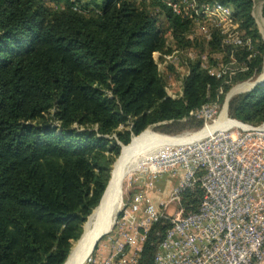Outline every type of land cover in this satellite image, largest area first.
Here are the masks:
<instances>
[{
  "label": "trees",
  "instance_id": "1",
  "mask_svg": "<svg viewBox=\"0 0 264 264\" xmlns=\"http://www.w3.org/2000/svg\"><path fill=\"white\" fill-rule=\"evenodd\" d=\"M76 1L54 8L44 0H0V264H63L101 199L120 144L150 125L179 122L223 81L194 61L182 96L168 97L152 56L164 40L145 2ZM219 1L233 7L262 53L251 12L263 1L264 14V0ZM160 9L175 38L188 44L189 22ZM228 116L264 122V83L233 97ZM202 197L198 184L184 189V213L197 210ZM168 226L165 219L151 226L139 264H152Z\"/></svg>",
  "mask_w": 264,
  "mask_h": 264
},
{
  "label": "built area",
  "instance_id": "2",
  "mask_svg": "<svg viewBox=\"0 0 264 264\" xmlns=\"http://www.w3.org/2000/svg\"><path fill=\"white\" fill-rule=\"evenodd\" d=\"M164 1L177 12L179 0ZM195 14L211 21L234 22L223 4H206ZM225 34V42L245 47L239 25ZM236 72L223 68L213 75L227 82ZM221 115L215 106L206 104L189 111L187 117L201 120L202 126L181 133L183 140L168 152L145 157L142 176L158 179L168 174L177 177L176 185L159 201L145 188L135 190L119 211L135 218L134 225L113 224L116 233L110 244H104L84 263L139 264L142 246L128 251L126 247L132 249L135 236L122 240L120 235L128 227L134 235L147 233L151 225L165 219L169 226L152 255V264H264V122L249 125L234 119L233 124L220 123ZM203 129L202 136L189 139ZM195 184L203 191L202 200L197 210L183 214L181 193ZM102 251L106 254L99 256Z\"/></svg>",
  "mask_w": 264,
  "mask_h": 264
},
{
  "label": "rangeland",
  "instance_id": "3",
  "mask_svg": "<svg viewBox=\"0 0 264 264\" xmlns=\"http://www.w3.org/2000/svg\"><path fill=\"white\" fill-rule=\"evenodd\" d=\"M44 1L46 2V4L54 8L62 7L65 2V0H59V2H54L52 0ZM68 1L74 3L75 6H77L78 4L76 0ZM136 2L140 3L141 1L135 0L134 4H136ZM144 2L145 9L151 15L156 16L157 27L161 30V35L164 40V49L161 51L153 52L152 56L156 63L161 80L163 81L166 95L171 98H177L182 96L184 82L183 80L189 72L191 63L194 61H199L201 68L204 70H208L210 74L217 73L223 68H226L228 71H237L236 73L239 74L232 75L227 82L222 81V84H220L217 88L216 96L213 98L211 97L210 101L206 104L215 106L218 114L223 113V111H225L227 117L230 118L228 116L229 101L236 95L246 93L254 89L259 84H262V80L264 78V50L262 53H260L258 47L256 46L258 40L253 41L254 44L252 43L251 37L247 35L245 29L240 26V22L238 21L237 17L233 14V7H231L230 5H227V7L230 9L234 18V22L232 23H229L228 21H211L206 18H203L200 15L197 16L195 14V10H200L201 8L205 7L206 4H223L219 0H179L177 12L174 13L172 10L171 12H173L175 16H179L180 18H182L184 21L189 22L187 30L183 33L185 40L189 43L184 45L183 42H180L178 39L175 38L172 28L169 27V24L166 22V17L163 11L160 9L161 6L169 8V6L163 4L166 1L160 0L158 2V0H152L151 2ZM262 5L263 1L254 2L251 14L253 17V26L258 31L260 35V40L264 43V14L262 13ZM91 8V6L88 7V9ZM235 24L239 25L240 32L242 34V39L244 40V44H246L245 47H236L225 42L227 38V34H225V31L227 29L230 30ZM214 43H216V45H214ZM260 55L262 60L260 66L257 67L256 62ZM251 65H255L254 71L250 74H247L248 72H250L249 66ZM243 68H245L246 70ZM236 87H240L239 91L237 90L236 92L230 95V91ZM194 119L191 120L189 119V117L185 116L180 119L179 122H175V124H172L171 121L161 122L148 126L141 133L150 136L163 135L168 137H177L183 132H194L195 130L200 128H197L198 121ZM191 121L192 123H190ZM245 123L249 125L259 124H254L250 122ZM50 124L57 125V121L55 122V120H50ZM125 125H128V123H126ZM120 128H122V125L120 126ZM141 133L137 136H133L130 141V144L134 138L140 137L142 135ZM109 137L113 138L114 135L110 134ZM154 142L155 141L146 144L147 150L149 149L146 156L152 153L156 154L168 152L175 146L170 144H167L168 146H153ZM130 144H120V153L112 162L110 176L111 171H113V165L116 160L119 159L121 153L123 152V148L125 146L128 147V145ZM144 160L145 158L143 157L142 163L144 162ZM140 169L141 167L139 168V170L133 172L132 175H126L123 179L121 185L122 203H126L127 198L138 188H145L154 201L165 200L171 192V189L176 185L178 181L177 177L170 178L168 174L160 176L158 179H151L149 175L148 177L147 175L142 176V174L140 173ZM180 205L183 209V214H185L184 208L181 203V198ZM119 215L120 216L115 220L114 224H117V222H122L125 226L131 227L134 225L135 218L130 216L125 217L121 212L119 213ZM90 220L91 217L88 219L87 223L91 222L89 228L91 230V228L93 227V223ZM112 231L113 227L108 234H105L97 241L95 248L91 253H89V257L94 256L95 253L100 248H102L104 244H106V246L110 244L111 236L115 235L116 233V231L115 233ZM127 235L131 237L135 236L133 240L132 249L126 247V250L131 251L136 246L143 247L145 240L142 241L141 237L144 236V238H146L147 233L139 231L138 235H134L133 231L131 229L129 230L128 227V230L121 234L120 237L122 240H124ZM76 241L72 242L71 249ZM106 246L104 248H106ZM105 254L106 252L102 251L99 256H104ZM84 261L88 262L87 259ZM84 261L81 264H85L86 262L84 263Z\"/></svg>",
  "mask_w": 264,
  "mask_h": 264
},
{
  "label": "bare ground",
  "instance_id": "4",
  "mask_svg": "<svg viewBox=\"0 0 264 264\" xmlns=\"http://www.w3.org/2000/svg\"><path fill=\"white\" fill-rule=\"evenodd\" d=\"M239 88L240 87H236L231 90L230 95L237 90L239 91ZM219 122L233 124L235 123V120L226 117L225 111H223ZM205 130L206 129H203L195 134L190 135L189 139H194L202 136ZM182 140L183 138H181L180 136L168 137L163 135L150 136L142 134L140 137L134 138L131 144L128 145V147L125 146L123 148L122 157L118 161V165L113 171V181L111 182L101 205L90 216V221H92L93 227L91 228V230L89 229L91 222L87 223L86 226H84L85 229L81 239L75 242L64 264H81L89 255L92 244L95 241L96 237L99 234H103L106 232L108 234L111 231V227L115 222V213L122 207V181L126 175L130 176L134 171L139 170V168L141 167L143 157H146V154L149 150H147L146 144L155 141L153 146L167 144L176 145ZM125 171H128V173L126 174ZM123 174L125 175L123 176ZM118 184L120 185L118 186Z\"/></svg>",
  "mask_w": 264,
  "mask_h": 264
},
{
  "label": "water",
  "instance_id": "5",
  "mask_svg": "<svg viewBox=\"0 0 264 264\" xmlns=\"http://www.w3.org/2000/svg\"><path fill=\"white\" fill-rule=\"evenodd\" d=\"M121 157H122V153H121L119 159L116 160V162L114 163V165H113V169H112L113 171L115 170L116 166L118 165V161L121 159ZM119 164H120V163H119ZM113 171H111L110 179H109L108 182H107V185H106V187H105V190H104V192H103V194H102V196H101V199H100L98 205H97L95 208H93V210L91 211V213L87 216L86 221L84 222V225H83V232H84V226H85V224L87 223L88 219H89L90 216L93 214V212H94V211H95V210L101 205V203H102V201H103V199H104V196L106 195V193H107V191H108V188H109L111 182L113 181ZM125 172H126V174L128 173V171H125ZM124 175H125V174H123V176H124ZM119 185H120V184H118V186H119ZM119 211H120V210H118V211L115 213V218L118 216ZM112 227H113V226H112ZM83 232H82L81 236L77 239V241H78L79 239H81V237H82V235H83ZM105 234H107V232H106V233H103V234H99V235L96 237L95 241H94L93 244H92V248H91L90 253H91V252L93 251V249L95 248V245H96L97 241H98L102 236H104ZM68 255H69V254H68ZM67 258H68V256H67ZM67 258H66V260H67ZM66 260H65V261H66ZM65 261H64V262H65ZM63 264H64V263H63Z\"/></svg>",
  "mask_w": 264,
  "mask_h": 264
},
{
  "label": "crops",
  "instance_id": "6",
  "mask_svg": "<svg viewBox=\"0 0 264 264\" xmlns=\"http://www.w3.org/2000/svg\"><path fill=\"white\" fill-rule=\"evenodd\" d=\"M135 172V171H134ZM132 175V174H131ZM112 228V227H111Z\"/></svg>",
  "mask_w": 264,
  "mask_h": 264
}]
</instances>
